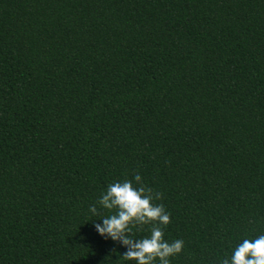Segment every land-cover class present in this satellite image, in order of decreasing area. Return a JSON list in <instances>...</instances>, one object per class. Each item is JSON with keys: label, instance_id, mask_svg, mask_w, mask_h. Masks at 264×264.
Listing matches in <instances>:
<instances>
[{"label": "trees", "instance_id": "1", "mask_svg": "<svg viewBox=\"0 0 264 264\" xmlns=\"http://www.w3.org/2000/svg\"><path fill=\"white\" fill-rule=\"evenodd\" d=\"M136 172L171 264L264 234V0H0V264H121L88 208Z\"/></svg>", "mask_w": 264, "mask_h": 264}, {"label": "clouds", "instance_id": "2", "mask_svg": "<svg viewBox=\"0 0 264 264\" xmlns=\"http://www.w3.org/2000/svg\"><path fill=\"white\" fill-rule=\"evenodd\" d=\"M161 199L162 193L144 187L136 172L131 179L109 183L89 206L92 216L108 213L92 224L99 236L124 249L118 259L121 264H171L182 252L183 240L165 239L171 219L164 205L156 203ZM145 225L150 226L148 234L139 235ZM219 264H264V234L243 238Z\"/></svg>", "mask_w": 264, "mask_h": 264}]
</instances>
